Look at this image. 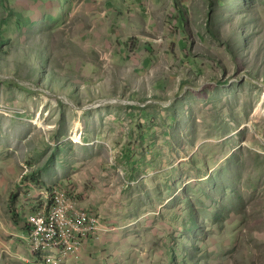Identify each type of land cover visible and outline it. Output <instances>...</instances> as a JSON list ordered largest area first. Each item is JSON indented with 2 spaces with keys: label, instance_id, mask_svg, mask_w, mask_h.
<instances>
[{
  "label": "rangeland",
  "instance_id": "374dc122",
  "mask_svg": "<svg viewBox=\"0 0 264 264\" xmlns=\"http://www.w3.org/2000/svg\"><path fill=\"white\" fill-rule=\"evenodd\" d=\"M0 37V223L33 187L86 219L64 264L132 222L142 264H264V0H0Z\"/></svg>",
  "mask_w": 264,
  "mask_h": 264
},
{
  "label": "crops",
  "instance_id": "0c3cea01",
  "mask_svg": "<svg viewBox=\"0 0 264 264\" xmlns=\"http://www.w3.org/2000/svg\"><path fill=\"white\" fill-rule=\"evenodd\" d=\"M180 41H182L181 38L178 40L172 37L168 42V50L172 47V44H176V42L179 44ZM75 186L78 193L85 194V198L93 199L96 196L94 190H91V188L86 189L84 182L80 184L76 180ZM37 194L38 191L32 187V201L23 199L22 202L30 205V211L19 209L18 213L21 219L12 220L13 215H11V222H7V224L0 223V264H44L42 258L32 251L27 241L29 235L27 215L31 210L32 213L35 210L34 199H36ZM90 201L86 199L85 204L88 207L104 212L102 206ZM134 226V222L129 225L123 224L122 228H116L115 231H112L111 225H102L100 237L86 245L80 257L70 258L68 264H142L141 261L152 258V254L148 256L147 252L144 251V245H147L148 239L144 240L134 230L135 228L140 230L141 226ZM134 233L137 235H134ZM149 241L152 243V248L155 249L153 255L157 252L162 253L159 247L155 245L156 242ZM147 264L151 263L148 262Z\"/></svg>",
  "mask_w": 264,
  "mask_h": 264
},
{
  "label": "built area",
  "instance_id": "2783aa9c",
  "mask_svg": "<svg viewBox=\"0 0 264 264\" xmlns=\"http://www.w3.org/2000/svg\"><path fill=\"white\" fill-rule=\"evenodd\" d=\"M51 198L52 193H48ZM74 201L69 195L58 194L52 198L50 209L35 211L28 217V242L35 254L43 257L44 264H64L60 258L51 253L64 255L78 252L82 241L81 215L72 213ZM49 252L41 253V252Z\"/></svg>",
  "mask_w": 264,
  "mask_h": 264
},
{
  "label": "bare ground",
  "instance_id": "6f19581e",
  "mask_svg": "<svg viewBox=\"0 0 264 264\" xmlns=\"http://www.w3.org/2000/svg\"><path fill=\"white\" fill-rule=\"evenodd\" d=\"M77 124H78V123H77ZM74 139H75V140H77V139H78L77 135H75V136H74Z\"/></svg>",
  "mask_w": 264,
  "mask_h": 264
},
{
  "label": "trees",
  "instance_id": "16d2710c",
  "mask_svg": "<svg viewBox=\"0 0 264 264\" xmlns=\"http://www.w3.org/2000/svg\"><path fill=\"white\" fill-rule=\"evenodd\" d=\"M0 38H1V37H0ZM2 40H3V39H2ZM1 45H3V44H1ZM1 45H0V46H1Z\"/></svg>",
  "mask_w": 264,
  "mask_h": 264
}]
</instances>
